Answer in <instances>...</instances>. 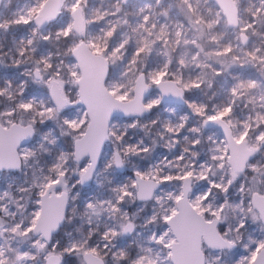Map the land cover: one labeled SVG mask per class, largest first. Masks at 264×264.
<instances>
[{
    "label": "snow or ice",
    "instance_id": "obj_1",
    "mask_svg": "<svg viewBox=\"0 0 264 264\" xmlns=\"http://www.w3.org/2000/svg\"><path fill=\"white\" fill-rule=\"evenodd\" d=\"M0 264H264V0H0Z\"/></svg>",
    "mask_w": 264,
    "mask_h": 264
},
{
    "label": "rangeland",
    "instance_id": "obj_2",
    "mask_svg": "<svg viewBox=\"0 0 264 264\" xmlns=\"http://www.w3.org/2000/svg\"><path fill=\"white\" fill-rule=\"evenodd\" d=\"M251 233L253 234V235H259L260 233H259V226L257 225V224H252V227H251ZM247 234L248 233H245V239H246V237H247Z\"/></svg>",
    "mask_w": 264,
    "mask_h": 264
}]
</instances>
